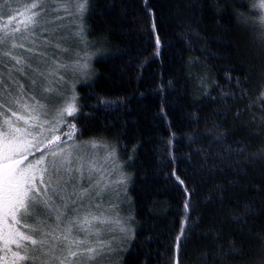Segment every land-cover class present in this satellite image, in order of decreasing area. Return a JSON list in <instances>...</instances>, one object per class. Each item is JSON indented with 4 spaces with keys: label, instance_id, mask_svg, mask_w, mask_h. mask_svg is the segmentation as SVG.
<instances>
[{
    "label": "trees",
    "instance_id": "trees-1",
    "mask_svg": "<svg viewBox=\"0 0 264 264\" xmlns=\"http://www.w3.org/2000/svg\"><path fill=\"white\" fill-rule=\"evenodd\" d=\"M256 1L56 0L78 15L56 24L58 15H49L52 37L49 26L29 27L45 61L89 65L54 87L76 97L69 119L76 141L116 153L128 230L115 264H264V33ZM16 17L0 9V37L15 34L5 24ZM14 43L0 44V66L30 93L34 72H11L10 53L32 45L13 50ZM35 57L21 66L47 68ZM8 88L10 100L16 90Z\"/></svg>",
    "mask_w": 264,
    "mask_h": 264
},
{
    "label": "snow or ice",
    "instance_id": "snow-or-ice-1",
    "mask_svg": "<svg viewBox=\"0 0 264 264\" xmlns=\"http://www.w3.org/2000/svg\"><path fill=\"white\" fill-rule=\"evenodd\" d=\"M54 4L55 10L63 9L71 15L68 12L69 3L41 0L39 5H32V8L37 10L31 11V14L22 21L23 30L19 27L15 29L20 35L5 32L0 37V44L7 45L9 39L21 40L19 44H12L13 48H24V40L34 44L33 28H29V25L39 29L52 23L47 17L54 10ZM254 7L264 9V0L254 4ZM77 8L82 15L85 4H78ZM56 19L62 20L63 17L58 15ZM260 25L264 30V17H261ZM44 30L48 31L47 28ZM55 31L54 28L49 32L50 37ZM32 50L27 49L28 52ZM13 59H16L17 64L22 63L16 57ZM53 64L54 67L49 65L52 75L60 69L64 72L70 70L83 72L89 67L87 62L79 61L72 65L55 61ZM40 75L43 76L44 73ZM47 90L49 89H45ZM28 99L34 103H25L13 111L12 116L15 120L5 119L4 124L7 127L0 129V225H3L0 229V243L5 252L6 264L7 253H11L13 264L17 261L37 259H40L42 264L45 261L47 264H88L89 261L93 264H103L106 251L112 249L110 243L100 237L102 232L111 229L98 228L97 225L103 226L110 221L104 219L103 214L96 215L91 210L92 201L104 191V187L101 186L103 176L98 175L93 167L85 166L90 161L86 151L89 144L76 142L75 124L70 125V130L63 133L66 139L55 135L58 130L56 125L64 121L65 114L69 117L76 114L75 103L58 109L53 120L48 121L50 113L46 106L39 103L35 97ZM75 100L76 97L73 95L72 101ZM5 102L11 103L7 97ZM261 119L264 121V117ZM46 131L52 134L45 136ZM92 147H95V144H92ZM33 149L41 153L39 158H35ZM29 155L33 156L31 161L28 160ZM82 180L86 181V184L82 185L80 183ZM85 207L87 212L81 218V212ZM53 215L55 226L48 222L52 220ZM61 223L65 225L62 230ZM74 229L77 233L75 236ZM80 233L85 234L83 239L78 238ZM90 237L95 239L94 246L89 244ZM177 240H181V237H177ZM12 245H15L16 251H13ZM82 246L83 251H80ZM21 251L23 255L20 254ZM81 257L84 258L83 261ZM72 258H75V261Z\"/></svg>",
    "mask_w": 264,
    "mask_h": 264
},
{
    "label": "rangeland",
    "instance_id": "rangeland-1",
    "mask_svg": "<svg viewBox=\"0 0 264 264\" xmlns=\"http://www.w3.org/2000/svg\"><path fill=\"white\" fill-rule=\"evenodd\" d=\"M19 2H21L22 5H17ZM259 2L260 0H257L256 3L254 4H258ZM40 3H41V0H0V9H3L8 15L9 14L17 15L16 18H13V20L16 19V21L12 20L8 22L9 24H5V26L9 29L13 28V32L15 33V35L19 36L20 33H16L15 29L19 27L23 30L24 24L22 23V21H24L25 18L31 14V11L37 10V9H33L32 5L34 4L39 5ZM253 8L255 10V15H256L255 23L258 25L260 30L264 33V30H262L261 25H260V19L261 17H264V9L254 7V5H253ZM54 10L51 12L50 15H59L56 12H54ZM68 12H70L71 15H69L67 12L64 13V11H62V13L60 12V15H63L62 17L67 18V19L71 18L73 15H78L75 9L69 8ZM53 22L55 24L57 23L56 17H53ZM52 23L46 25V26H49L51 30L55 27V26L52 27ZM76 26H78L77 23H76ZM29 27H33V25H29ZM56 27H59V25ZM32 39H33V35H32ZM15 41L20 43L21 40L15 39ZM26 43L30 44L27 40H26ZM30 45H32L31 46L32 49H35V50L37 47H39L36 53H35V50H32V52H28L27 50L22 51L21 49H19L16 53L15 51H12L10 53V58L15 65V66H12L11 72L16 70L18 75L21 73L24 75H27V73L25 74V72L27 71L26 69L32 70L34 72V76L36 77L37 81H35V83L31 81L30 82L31 84L29 83V86H27V89L30 91V93L26 91V86L21 85L20 82L19 84L21 86V89L20 88L17 89L15 87L16 84L12 82V81H16L17 79L13 78L12 73L7 74L6 71L4 72L2 67L0 66V129H4L7 127L4 124L5 119H9L13 121L15 120V117L12 116L13 111H16L18 108L21 107V105L25 103L27 104L34 103V101L28 99L29 97H35L36 100L39 101V103L46 106V109L50 113L49 117L47 118L48 121L53 120V118L55 117V113L58 109L67 107L69 103H74V101H72V96L74 94H72L71 96L68 93L57 91V89L54 86L56 85L60 86L61 84L65 82L68 83L67 82L68 80H65V78L61 79V76L64 73L67 76H70V75L73 76V75H77L76 73L80 74L81 71L70 70L68 72H64L63 69H60L59 72L61 71L62 73L58 74L59 73L58 72L55 75H52L49 65L54 66V64L53 62L45 61L46 53L43 50H41L43 47L37 46L38 43L36 40H34V44H30ZM11 46L12 44L10 45V47ZM18 48L19 47L13 50H17ZM2 54H3V51L0 50V55ZM26 56H28L29 59L34 58L36 56L35 60L37 61V64L43 67L47 65V68L35 69L34 65L33 66L32 65L31 66L30 65L21 66L22 63L17 64L16 59H13V57H16L17 59L24 62L26 61L25 60ZM72 64H75V63L69 62L67 65H72ZM19 69H22V71H20ZM40 73H44V75L42 76L40 75ZM45 77H47V79H45ZM24 79H26L27 82L30 81L29 78H24ZM8 84L11 85V87L16 90L15 95L11 97L10 100H8V101H11V103L5 102V97L7 95L5 90L9 89ZM69 87H70L69 90L71 92L72 87L70 84H69ZM23 89L25 90V92L22 91ZM45 89H49V90L45 91ZM4 92H5V96H4ZM7 107H8V110L5 112ZM69 119L70 117L65 114L64 121L56 125L58 130L55 132V135H60L62 139H66V137L63 136V133L70 130L71 123ZM20 123L23 124V121H21ZM46 127H47V123H46ZM51 134L52 133L48 131L45 132V136H50ZM45 143H47V141H45ZM69 143H72V141H69ZM77 143L82 144L85 142L80 141ZM87 143L89 144V147L86 149V151L89 154L90 161L89 163H86L85 166L93 167L94 169L97 170L98 175L103 176V183L101 186L104 187V191L99 196L95 197V199L92 201L91 210L96 215L103 214V218L110 221V223L103 225V226L97 225L98 228L103 227L106 229L107 228L111 229V231L102 232L101 237H100L105 242L110 243L111 249H112L111 251H106V257L103 259V264H115L116 258L114 254L118 248H122L121 241L125 239V234L127 233V230H128L127 225L124 223V221L120 219V217L122 216L119 213L120 212L119 211L120 210L119 209V202H120V196H119L120 190L119 189L123 185L124 178L118 172V166L116 165L117 163L116 153H114L113 150H108L109 148L107 149L105 146H103L101 149L98 143L94 141L93 142L89 141ZM92 144H95V147H92ZM41 148H43V145H41ZM33 152H34L35 158H39L41 153L39 151H36L35 149H33ZM32 159H33V156L29 155L28 160L31 161ZM25 163H27V161H25ZM80 183L84 185L86 184V181L82 180L80 181ZM69 191H71V188H69ZM85 201H87V197L85 198ZM97 205L99 207H97ZM86 212H87V207H85L84 210L81 212V218L84 214H86ZM54 221H55V216L53 215L52 220H49L48 222L50 224H53V226H55ZM64 226L65 225L61 223L60 229L62 230ZM2 228H3V225H0V229ZM121 229H123V231H121ZM73 235L74 236L77 235L75 229L73 230ZM84 235H85L84 233H80L78 238L83 239ZM34 238L38 239V237H34ZM89 244H92L93 246L95 245V239L93 237L89 238ZM11 247L13 251H16L15 245H12ZM45 251H47V248H45ZM80 251H83V246L81 247ZM20 254L23 255L24 254L23 251H21ZM4 257H5V252L3 250L2 243H0V264H6ZM72 260L75 261V258H72ZM83 260L84 258L81 257V261ZM7 264H13L11 253H7ZM16 264H42V261L40 259H37L34 261H17ZM44 264H47V262L45 261ZM88 264H93V262L89 261Z\"/></svg>",
    "mask_w": 264,
    "mask_h": 264
}]
</instances>
